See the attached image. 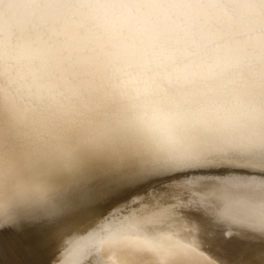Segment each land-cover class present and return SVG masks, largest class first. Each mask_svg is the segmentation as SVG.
<instances>
[{"label": "clouds", "instance_id": "9594fccd", "mask_svg": "<svg viewBox=\"0 0 264 264\" xmlns=\"http://www.w3.org/2000/svg\"><path fill=\"white\" fill-rule=\"evenodd\" d=\"M43 8L0 5V184L22 208L60 206L54 178L108 162L114 143L166 149L172 132L160 118L176 102L230 106L259 72L261 27L240 5L84 0L53 6L38 26ZM193 195L227 223L213 190Z\"/></svg>", "mask_w": 264, "mask_h": 264}, {"label": "snow or ice", "instance_id": "6c2138e0", "mask_svg": "<svg viewBox=\"0 0 264 264\" xmlns=\"http://www.w3.org/2000/svg\"><path fill=\"white\" fill-rule=\"evenodd\" d=\"M5 2L43 5L36 19L37 25L43 26L56 15L50 10L53 6L84 0H0V5ZM201 2L240 5L260 25L261 34L257 41L259 72L254 83L242 95L235 96L230 106L213 103L193 109L183 107L187 101L176 102V110L160 118L172 132L166 149L154 150L139 145L133 149L114 143L108 163L117 168H128L130 176L175 174L126 190L111 211L90 216L82 225L56 228L51 233L56 244L50 264L65 238L81 226L95 227L98 220L106 217L119 219L133 206L139 208L141 201L150 209L162 205L169 207L153 211L150 217L143 213L139 217L133 215L132 222L138 228L148 233L180 228L188 236H195L200 249L211 255L215 264H264V235L232 227V224L264 227V0ZM2 18L0 12V28ZM2 46L3 37L0 36ZM2 77L0 71V90L3 89ZM164 93L167 96V89ZM41 123L48 131L47 120ZM102 134L110 135L107 131ZM240 157L246 162L216 163L221 158ZM184 169L206 171L189 174ZM209 189L213 190L218 201L216 208L222 210L227 223H215L193 195ZM60 206L22 208L12 190L0 184V248L7 244L32 248L36 238L29 234V226L53 220ZM46 241L44 238L41 242Z\"/></svg>", "mask_w": 264, "mask_h": 264}, {"label": "bare ground", "instance_id": "6f19581e", "mask_svg": "<svg viewBox=\"0 0 264 264\" xmlns=\"http://www.w3.org/2000/svg\"><path fill=\"white\" fill-rule=\"evenodd\" d=\"M245 162L243 157L216 161L225 165ZM183 171L200 174L206 170ZM172 174L175 173L130 176L128 168L93 161L78 173L55 177L54 183L64 190L58 215L29 226V234L36 238L32 248L15 244L0 248V264H50L56 244L51 233L56 228L82 225L90 216L111 211L126 190ZM168 207L150 209L141 201L139 208L133 206L119 219L106 217L98 220L95 227L85 225L65 238L52 264H215L212 256L200 249L194 235L188 236L180 228L148 233L132 222L133 215L150 217L153 211ZM44 238L46 243L41 242Z\"/></svg>", "mask_w": 264, "mask_h": 264}, {"label": "rangeland", "instance_id": "374dc122", "mask_svg": "<svg viewBox=\"0 0 264 264\" xmlns=\"http://www.w3.org/2000/svg\"><path fill=\"white\" fill-rule=\"evenodd\" d=\"M222 161L226 162V160H222Z\"/></svg>", "mask_w": 264, "mask_h": 264}]
</instances>
